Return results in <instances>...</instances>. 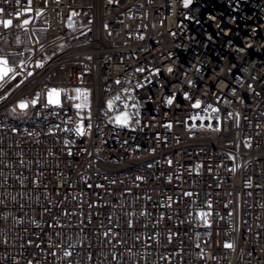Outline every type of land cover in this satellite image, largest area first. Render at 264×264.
Here are the masks:
<instances>
[{
  "label": "built area",
  "instance_id": "1",
  "mask_svg": "<svg viewBox=\"0 0 264 264\" xmlns=\"http://www.w3.org/2000/svg\"><path fill=\"white\" fill-rule=\"evenodd\" d=\"M30 6L27 26L0 25V55L19 56L0 82V264H264V0Z\"/></svg>",
  "mask_w": 264,
  "mask_h": 264
},
{
  "label": "snow or ice",
  "instance_id": "2",
  "mask_svg": "<svg viewBox=\"0 0 264 264\" xmlns=\"http://www.w3.org/2000/svg\"><path fill=\"white\" fill-rule=\"evenodd\" d=\"M184 5L187 7L190 3L191 0H183ZM13 3V0H3V4L4 5H9ZM14 3L16 5H20L21 4V0H14ZM27 3L29 6L27 7H21L19 10H16L15 8L13 9L12 13H6V9L3 6H0V14H4L6 16V18L4 19H0V25H2L5 29H9L10 27L13 26L14 23V19L17 21V26H27L29 24V21L32 19L31 16H25L26 13H32L34 11V9L30 6L32 4V0H27ZM35 15L39 16L40 15V11H35ZM71 19V17L69 18ZM72 25L69 24V27H71ZM105 27H107V25H105ZM90 59V58H89ZM21 65H23V61L20 62ZM42 64V61H37L36 62V66L40 67ZM138 72H145V68L141 67L137 69ZM169 72L172 71L171 68L168 69ZM231 71V69H230ZM153 72L155 73H159L160 69H153ZM29 76L32 75V72H28L27 73ZM19 73L17 71V67L15 65H12L9 63V60L6 56L4 55H0V82H4L5 80H10V79H14L16 76H18ZM146 83H150V81L147 80V77H145ZM116 83H120L119 80L116 81ZM190 85L192 84V81L188 82ZM143 87V85H141L140 83L136 84V88H141ZM249 87H251V85H249ZM67 90L65 89H60V88H51L47 91L46 94V106L47 105H54V106H60L61 105V93L62 92H66ZM124 92H131L132 89H124ZM233 91H235V89H233ZM74 92L76 93V95L74 97H72V99H76V100H80V103H77L74 105V107H76L77 109L80 108H85L89 106V89L87 88H75ZM175 96V94H173V97ZM183 96L185 98L189 97L188 92H184ZM173 97H169L166 101L167 104H172L173 101ZM0 99H3V97H0ZM129 99H131V97H129ZM220 97H217V100H219ZM121 100V97L119 95L115 96L112 99H109L107 101V107L109 108V110H112L115 106V101H119ZM39 100L38 97L36 98H31V99H20L16 102V104L12 107V113L15 114L17 109L24 114H27V111L30 107H35L38 104ZM124 103V111H120L118 113H116L114 115V117H110L111 122L119 125V126H127L129 124V121L132 119V114H130L127 109L129 107L135 108L136 105H129L126 101L123 102ZM201 106V100L196 99L192 104L191 107L193 108H199ZM209 109L211 110V113L215 114L218 113L220 111V109L218 107H214L213 105L209 104L206 108H204L205 112H208ZM135 115H138V113H135ZM231 115V113L229 114ZM190 120L192 121H196L197 117H189ZM205 119H207L208 121H211L213 119L212 115H209L207 118L205 117H199V120L201 122H203ZM218 119V117H217ZM136 123H139V121H135ZM193 127H195L196 125L193 124ZM203 126V124L201 125ZM88 127L90 128L91 125L89 124ZM208 128L212 127V123H208L207 124ZM12 132H17L18 129L17 128H12L11 129ZM74 131L76 132V135L78 136H83L84 132H85V128L82 122L78 123L77 127L74 129ZM52 132V129L49 128V133ZM28 135H32V133H28ZM65 144H68L69 141L65 140L64 141ZM69 154H71V150L69 149ZM169 163H171V161H169ZM137 179H143V177H137ZM34 182H38V181H34ZM186 195H191V193H186ZM200 216L202 217H206L208 215V213L206 212H200L198 213ZM205 223H207V221H205ZM105 235L107 236L108 233H105ZM29 244H32L33 241L29 240L28 241ZM225 247L227 248H232L233 245L229 242L225 243ZM65 256H70L71 253L68 251L64 252ZM113 259H115V254H113ZM28 264H32V261H29Z\"/></svg>",
  "mask_w": 264,
  "mask_h": 264
},
{
  "label": "trees",
  "instance_id": "3",
  "mask_svg": "<svg viewBox=\"0 0 264 264\" xmlns=\"http://www.w3.org/2000/svg\"><path fill=\"white\" fill-rule=\"evenodd\" d=\"M8 60H9L11 63L16 64V63L19 62V56L14 55V54H12V55H8Z\"/></svg>",
  "mask_w": 264,
  "mask_h": 264
},
{
  "label": "rangeland",
  "instance_id": "4",
  "mask_svg": "<svg viewBox=\"0 0 264 264\" xmlns=\"http://www.w3.org/2000/svg\"><path fill=\"white\" fill-rule=\"evenodd\" d=\"M4 56H5V55H4ZM6 57H7V56H6ZM9 63H10V61H9ZM74 89H75V88L71 89V91H72L73 93H75V92H74ZM75 95H76V93H75Z\"/></svg>",
  "mask_w": 264,
  "mask_h": 264
}]
</instances>
